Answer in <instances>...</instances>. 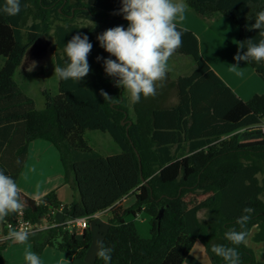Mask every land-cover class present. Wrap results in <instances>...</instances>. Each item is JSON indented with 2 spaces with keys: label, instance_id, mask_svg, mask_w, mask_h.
<instances>
[{
  "label": "trees",
  "instance_id": "obj_1",
  "mask_svg": "<svg viewBox=\"0 0 264 264\" xmlns=\"http://www.w3.org/2000/svg\"><path fill=\"white\" fill-rule=\"evenodd\" d=\"M3 3L0 0V6ZM186 3L204 19H229L239 30V45L260 39L251 25L264 10V0ZM121 7V0H21L18 15L0 13V57L5 59L0 70V170L17 181L29 144L47 141L57 149L64 183L74 193L71 204L64 205V218L92 220L110 211L100 239L113 250L110 264H184L196 242L204 246L210 264H225L211 249L232 246L224 234L241 230L236 221L245 207L253 209L243 229L246 239L255 229L252 241L264 242V135L258 127L264 118V95L255 94L248 101L237 97L202 59L197 36L177 26L183 33L182 46L174 54L192 57L194 71L174 83L158 82L155 96H141L129 105L123 87L116 86L118 78L104 71V59L115 57L97 40L109 28L128 27L119 14ZM29 16L32 23L24 33ZM51 31L58 49L56 65L61 66L68 41L78 33L87 35L93 45L88 55L91 70L79 82L59 79L56 96L43 90L45 107L37 109L15 74L32 44ZM246 51L240 48L241 54ZM98 56L103 59L98 61ZM247 63L264 77V62ZM173 88L176 102L169 106ZM101 90L111 101L104 100ZM87 130L108 133L120 153H97L84 137ZM129 196L134 203L125 207ZM21 201L22 211L9 214L0 229L7 232L9 224L16 228L20 220L27 225L60 223L54 213L63 204L56 191L38 201L21 192ZM203 210L208 212L206 221L198 217ZM139 216L147 219L149 237L140 232ZM13 242L0 246V263ZM92 243L91 229L78 235L60 225L41 233V239L33 241V251L40 255L55 248L83 261ZM236 247L240 264H264L245 242ZM93 264L105 262L96 255Z\"/></svg>",
  "mask_w": 264,
  "mask_h": 264
},
{
  "label": "clouds",
  "instance_id": "obj_2",
  "mask_svg": "<svg viewBox=\"0 0 264 264\" xmlns=\"http://www.w3.org/2000/svg\"><path fill=\"white\" fill-rule=\"evenodd\" d=\"M122 7L119 14L128 21V27L116 26L105 30L97 36L100 46L114 56L115 60L104 59V71L110 77L118 78L116 86H122L127 92L131 104L140 101L141 96L147 98L157 94V83L166 78L169 71L168 61L182 46L183 33L177 29L175 21L184 18L186 4L183 0H121ZM26 7V5H25ZM21 12V0H4L0 6V13L16 16ZM251 29L259 30L258 41L249 39L239 45L247 48L241 54L239 51L234 56L236 61L233 70L239 68L241 61L256 63L264 62V10L256 14L255 23ZM93 45L87 35L76 34L65 45L66 61L63 66L54 67L55 76L63 81L69 79L79 82L90 72L88 55ZM103 59L97 57V60ZM34 64L29 67L32 70ZM162 86V84H161ZM100 95L104 100L111 101L112 97L101 90ZM21 191L17 182L0 170V222H4L9 214L22 211ZM253 209L245 207L243 214L236 223L240 231L229 229L224 236L232 246L213 245L211 251L221 257L225 264H240V256L236 246L243 244L247 233L243 229L251 219ZM30 230L27 228H14L8 225L5 239L18 244L28 242ZM97 256L105 264H110L112 249L104 245L103 241L97 242ZM27 264H41L38 254L26 250L24 255Z\"/></svg>",
  "mask_w": 264,
  "mask_h": 264
},
{
  "label": "crops",
  "instance_id": "obj_3",
  "mask_svg": "<svg viewBox=\"0 0 264 264\" xmlns=\"http://www.w3.org/2000/svg\"><path fill=\"white\" fill-rule=\"evenodd\" d=\"M183 2L187 6L186 0ZM175 23L178 27L191 31L197 36L202 59L237 97L248 101L255 94L264 95V77L257 75L247 62L241 61L237 65L239 68L233 70L232 65L236 64L233 58L238 51L240 52L239 30L229 19L222 16L204 19L187 6L184 18L182 20L178 18ZM16 182L21 192L37 201L52 191L57 192L63 205H70L74 199L73 191L64 183V170L57 149L44 140H36L29 144L26 162ZM133 203L132 196L124 200L125 207ZM110 215V211L107 210L97 213L92 220H89L88 228L93 232V243L83 261L63 254L55 248H46L39 255L41 264H93L98 251L96 242L106 231ZM54 217L61 221L64 219V212L58 210L54 213ZM141 222L143 224L145 221L141 219ZM147 231L149 232V228ZM40 239L41 234H36L29 236L25 244L13 242L17 244L16 248L19 252L16 264L27 262L22 255H25L22 252L23 248L25 251H33V241ZM184 264H210L205 248L200 242L195 243Z\"/></svg>",
  "mask_w": 264,
  "mask_h": 264
},
{
  "label": "rangeland",
  "instance_id": "obj_4",
  "mask_svg": "<svg viewBox=\"0 0 264 264\" xmlns=\"http://www.w3.org/2000/svg\"><path fill=\"white\" fill-rule=\"evenodd\" d=\"M81 22L85 26L89 25L88 22ZM31 23L32 18L31 16H29L23 27L24 33H27L29 31L28 28ZM41 38L45 41L50 42L47 50L38 57L27 55L22 66L17 70L15 74V81L18 83L22 91L34 100L37 109H43L45 107L46 101L43 95V90L49 91L52 96H56L59 94V79L54 74V67L56 66V54L58 53V49L56 48L55 44L54 33L53 31H51L48 35L42 36ZM4 63L5 59L3 57H0V70L3 67ZM33 64L34 67H32V70L29 71V67ZM168 66L169 71L166 74L165 81L169 83H174L175 80L180 76H189L196 67L193 58L184 55H172V57L168 61ZM87 78L88 77L86 76L85 79ZM125 96L130 105V100L128 98L127 92H125ZM175 102L176 91L173 88L171 89L168 105H173ZM130 116L133 118L132 110H130ZM84 137L91 148H93L102 156L115 155L116 153L120 152L119 147L108 133H104L98 130H87ZM261 179L264 180V177L261 176ZM262 200L264 201V193L262 195ZM207 216L208 212L205 210L199 212L198 214V217L201 221H206ZM141 219L145 221L143 222V224H141ZM136 223L139 226L142 236L149 237L147 231V219L143 216H139L136 218ZM254 231L255 229L251 232V235L248 237V239H246L245 243L253 250L257 260L264 263V242L256 243L252 241L251 237ZM16 247L17 244L14 243H11L6 247L2 254V264H16L18 262L17 258L19 252ZM22 252H26L25 248H23ZM22 255L24 256V254Z\"/></svg>",
  "mask_w": 264,
  "mask_h": 264
},
{
  "label": "built area",
  "instance_id": "obj_5",
  "mask_svg": "<svg viewBox=\"0 0 264 264\" xmlns=\"http://www.w3.org/2000/svg\"><path fill=\"white\" fill-rule=\"evenodd\" d=\"M258 127L260 128V130L262 131L264 135V118H262L261 122L258 124ZM59 210L63 211L64 213L66 212V208L64 207V205H62L59 208ZM95 215L93 217H95ZM89 220L90 218H87V217L78 218V219L64 218L63 220L59 221L60 223H49L48 221L44 220L39 225H27L22 220H20L16 228L17 229L27 228L30 230L29 236H32L36 234H41L45 231H48L50 229H53L61 225V226H65L70 233L78 234V233L83 232L86 228H88ZM6 229L8 230V227ZM6 234L7 232H5L3 228H1L0 229V246L5 242L11 241V240L5 239Z\"/></svg>",
  "mask_w": 264,
  "mask_h": 264
},
{
  "label": "water",
  "instance_id": "obj_6",
  "mask_svg": "<svg viewBox=\"0 0 264 264\" xmlns=\"http://www.w3.org/2000/svg\"><path fill=\"white\" fill-rule=\"evenodd\" d=\"M50 45L49 41H45L42 38H38L30 48V56L38 57L39 55L43 54L48 46ZM163 214V209H161L159 213V219H161Z\"/></svg>",
  "mask_w": 264,
  "mask_h": 264
},
{
  "label": "flooded vegetation",
  "instance_id": "obj_7",
  "mask_svg": "<svg viewBox=\"0 0 264 264\" xmlns=\"http://www.w3.org/2000/svg\"><path fill=\"white\" fill-rule=\"evenodd\" d=\"M30 48H31V47H30ZM30 53H31V52H30V49H29L28 52H27V55H30Z\"/></svg>",
  "mask_w": 264,
  "mask_h": 264
}]
</instances>
